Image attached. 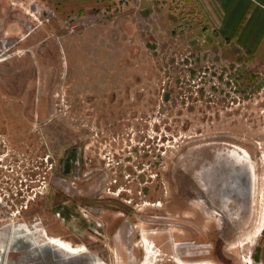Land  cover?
Instances as JSON below:
<instances>
[{"label":"rangeland","instance_id":"obj_1","mask_svg":"<svg viewBox=\"0 0 264 264\" xmlns=\"http://www.w3.org/2000/svg\"><path fill=\"white\" fill-rule=\"evenodd\" d=\"M102 3L0 0V264H264L258 55Z\"/></svg>","mask_w":264,"mask_h":264},{"label":"crops","instance_id":"obj_2","mask_svg":"<svg viewBox=\"0 0 264 264\" xmlns=\"http://www.w3.org/2000/svg\"><path fill=\"white\" fill-rule=\"evenodd\" d=\"M103 4L107 0H68ZM115 1V0H114ZM143 14L172 17L196 31L215 33L230 47L247 49L264 65V0H138ZM154 11V12H153Z\"/></svg>","mask_w":264,"mask_h":264},{"label":"bare ground","instance_id":"obj_3","mask_svg":"<svg viewBox=\"0 0 264 264\" xmlns=\"http://www.w3.org/2000/svg\"><path fill=\"white\" fill-rule=\"evenodd\" d=\"M131 165V164H130ZM147 205H149V206H151V203H149V202H147ZM199 224V223H198ZM175 235V234H174ZM242 239V238H241ZM224 241V240H223ZM230 246V245H229ZM139 247H141V248H144V249H146L147 248V251H151L152 252V250H151V247H152V245H151V243H149L148 241H144L142 244H140L139 245ZM242 247H245V246H242ZM63 249V248H62ZM62 249H60V250H62ZM64 250V249H63Z\"/></svg>","mask_w":264,"mask_h":264},{"label":"flooded vegetation","instance_id":"obj_4","mask_svg":"<svg viewBox=\"0 0 264 264\" xmlns=\"http://www.w3.org/2000/svg\"><path fill=\"white\" fill-rule=\"evenodd\" d=\"M7 156H9V155H7Z\"/></svg>","mask_w":264,"mask_h":264}]
</instances>
